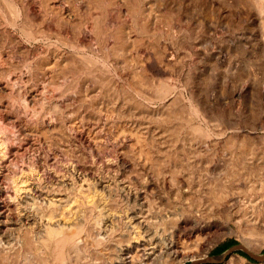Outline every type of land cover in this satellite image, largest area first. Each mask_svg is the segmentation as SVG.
<instances>
[{
    "label": "rangeland",
    "instance_id": "1",
    "mask_svg": "<svg viewBox=\"0 0 264 264\" xmlns=\"http://www.w3.org/2000/svg\"><path fill=\"white\" fill-rule=\"evenodd\" d=\"M63 1L83 3L76 20L103 28L83 50L50 38L71 59L50 64L47 75L39 56L25 58L0 39V83L14 89L0 87V189L16 218L2 239H24L26 252L47 257L53 244L39 247L40 233L83 225L65 264H168L169 243L185 219L225 226L231 218L233 229L242 221L248 245L221 231L205 257L232 240L263 255L264 0ZM13 3L0 0V29L25 40ZM125 38L144 41L142 51ZM21 86L34 92L32 100L18 93ZM190 100L202 105L205 123L178 110ZM75 131L84 144L68 140ZM97 219L111 231L106 241L92 234ZM244 263L264 260L235 251L218 264Z\"/></svg>",
    "mask_w": 264,
    "mask_h": 264
},
{
    "label": "bare ground",
    "instance_id": "2",
    "mask_svg": "<svg viewBox=\"0 0 264 264\" xmlns=\"http://www.w3.org/2000/svg\"><path fill=\"white\" fill-rule=\"evenodd\" d=\"M62 1L63 0H17V3H13V5H12L13 10L12 11H13L14 15L17 17V19L22 20L23 27H26V29H27V33L24 34L26 36V38H24L25 40L20 39L19 36L16 35L14 33V31H12L10 29H8V30L5 29V28L0 29V39L2 41H4L5 43L9 44L11 46V49L13 50L14 53H18V54L22 55L25 58H30L32 56H39L40 57L39 67L43 71H45V74L43 73V75H47L48 74L47 70L49 69V65L50 64L59 63L61 60L68 61V60L71 59V57L67 53L61 52V50L58 49L59 48L58 46H57L58 48L54 46V45H57V42H59L61 45H64L65 47H69L70 49H73L75 51L76 50H83V48H86L87 46L91 45L90 43H91L92 31H94L95 33H98L96 27H98L99 29L103 28L102 25H98V24L91 25L90 24L91 25L90 26L89 25L90 22H88V21H87L88 22L87 23L88 25H87V24L81 23V20H76L77 19L76 18L77 15H75V11L76 10L80 11L81 9H83L84 8L83 3H81L79 7H72L69 2H64V1L62 2ZM99 1L100 2H104L105 0H99ZM136 6H137V4H136ZM148 19L149 18L141 19V22H143L142 26H143L144 30H145L144 27H146V25L149 23ZM110 21H112V19H110ZM77 23H78V25H77ZM124 36L126 37V33H125ZM52 37H54L55 40L57 39L56 43L52 42L50 40V38H52ZM118 37H119V35H115L114 36V38H115V44L114 45H116V42H117L116 39H118ZM137 42H140V44H137V46H135L134 45V41H130L129 42L126 38L124 40V43H126L125 45L132 44L133 49L136 48L138 51L139 50L142 51L141 48H139V47L141 45H143L144 41H142L140 39V40H137ZM27 43L28 44L32 43L31 47L28 46ZM143 51H146V49L144 48ZM0 59H1V57H0ZM162 59H165V58L162 57ZM1 64H2V62H1ZM143 75H145V74L143 73ZM8 77H10V76L8 75ZM7 80H9V79H7ZM4 83L3 84L0 83V87L2 89H4V90H8V92H7L8 94H9V90H14L12 87H10L12 89H8L9 87H7L6 85H8V86H10V85L8 83L4 85ZM11 83H14V82H11ZM22 89H24V91H25V92L23 91L25 99L32 100L34 98V92L28 91L27 89H25V87H22V86L18 89V93L19 94L22 92L21 91ZM35 94H36V92H35ZM45 94H44V96H45ZM27 100H26V102H27ZM36 106H37V104H36ZM27 109H28V107H27ZM178 110H180V111L181 110L182 111L183 110H187L186 112H188L193 117H196L197 119H200L203 123H205L209 119V117L203 115L204 111H203V107L200 104V102L195 101V100H190L189 106L185 107L184 105H182ZM48 125L54 126L53 122L52 123L51 122L48 123ZM67 137H68V140H70L71 142L82 143V144H84L86 142V138H84V136L82 134L76 133V131H75V133H73V135L69 134ZM30 143H29V145H30ZM24 147L28 148V146H26V144H25ZM18 152H20V149L15 147V146L9 148V154L12 153L14 157H15V155ZM10 158L7 157L6 161H11L13 159V158L12 159H10ZM41 158H43V157H41ZM14 159H16V158H14ZM35 159H37V158H35ZM45 161H47V160H45ZM120 161L122 162V164L126 163V161L124 159H121ZM4 163H6V162H4ZM42 165L43 164H41V166ZM0 184H1V180H0ZM3 185H5V184H3ZM17 189H19V187H17ZM5 190L4 189H0V262L3 263V264H13L14 262H16V260H18V256L23 255V258L21 259L22 260L21 261L22 264H29V263H33V264H49V263L65 264L66 256H67V253L69 252L68 248L69 247H73L75 245L78 246V245L81 244V241L79 240V238L81 236L79 237V235L83 232L84 226L83 225H77V226H74L75 230L67 229L65 231L62 227H60V226L58 227V226L55 225V227L53 226V228L48 229L47 231H43L42 233H40L37 236L36 243L40 245L39 247H48L49 245L53 244V248L51 246V248H52V249L50 248L51 251L47 250V251H50V254L47 255V257H44L42 255H39L38 257H36L32 253H30L28 251L26 252V248L29 245V242H27L26 240L17 239V243L15 242V243L12 244L10 242L7 243L6 242L7 240L4 241V239H2L3 235L1 236V234H4L3 232L6 229V227H9L10 225H15V224H12L11 222L16 219L15 218V213H14V209H15L14 205L15 204L8 200V198L6 196L7 195V191H5ZM16 193H18V191ZM13 198H14V196H13ZM57 202H58L57 200L56 201H52L51 203H49V205L50 204L51 205L56 204ZM246 212H247V208L245 207V208H243V214H242V215H244L245 218H247ZM111 213L112 212H110V214ZM102 214H103V212H102ZM110 214L108 216H110ZM130 215H128L126 213L125 214V219L129 222L130 225L131 224L135 225L137 223L136 222L137 219L133 220L132 219L133 217L131 218ZM16 217H17V215H16ZM125 219H124V221H126ZM80 220H81V218H80ZM229 220L230 221L226 222L225 226H222V225L214 224V223H211V222H207V223L203 224L198 219H196V220L185 219L179 225L178 230L174 233V235L172 237V240H171V245L169 243V247H168V251H169L168 254L169 255L168 256L170 257V262L168 264H184L186 261H195V260L204 258L208 254V252L211 250V248H213V246H215L217 244L218 237L221 234V231H224L226 234H229V235L234 234L237 237V239H239L243 243V245H248V241L249 240L246 237H244V235L240 232V225H241L242 221H240V220L233 221L234 226L237 228V229H233L232 224H231L233 219L229 218ZM106 221H108V220H106ZM15 222H16V220H15ZM101 222H103V219H99V220L97 219L95 221L94 229L96 227L98 229V231L94 230L92 232V234L95 237V239L100 240V242H103V241H106V240L109 239V236L111 235V231H109L107 229H102L103 227H99V226H102L101 224H103ZM110 224L112 225V223H110ZM64 225L66 226V224H64ZM113 225H115V224H113ZM113 225H112V227H113ZM126 226L128 227V225H126ZM69 227H71V226H69ZM137 230L138 229H136V231ZM138 234L139 233H137V235ZM141 234H143V232ZM141 234H139V235H141ZM131 235H133V234H131ZM136 236H133V237L135 238ZM141 237H142V235H141ZM140 240H141V238H140ZM137 246H139V245H137ZM157 246H156V248H158ZM243 247L246 248V246H243ZM246 249L250 252V249H248V248H246ZM166 250H167V248H166ZM38 253H40V252H38ZM40 254H42V253H40ZM160 254H162V251H161ZM164 254H166V253H164ZM124 261H125V259H124ZM132 262H134V261H132V259L129 258L128 261L125 264H132ZM138 262H140V261H138ZM18 264H20V263H18Z\"/></svg>",
    "mask_w": 264,
    "mask_h": 264
},
{
    "label": "water",
    "instance_id": "3",
    "mask_svg": "<svg viewBox=\"0 0 264 264\" xmlns=\"http://www.w3.org/2000/svg\"><path fill=\"white\" fill-rule=\"evenodd\" d=\"M235 251H241L244 253L249 259L254 260L256 262H260L264 260V254L263 255H256L252 252H249L246 248H244L241 244H236L225 250L223 253L219 255H211L199 260L191 261L189 264H218L221 262V259L226 257L227 255L232 254ZM220 257V259H219Z\"/></svg>",
    "mask_w": 264,
    "mask_h": 264
},
{
    "label": "trees",
    "instance_id": "4",
    "mask_svg": "<svg viewBox=\"0 0 264 264\" xmlns=\"http://www.w3.org/2000/svg\"><path fill=\"white\" fill-rule=\"evenodd\" d=\"M233 245H236V242L232 240L229 243L223 245L220 249L227 250L228 248H230ZM187 264H189V263H187Z\"/></svg>",
    "mask_w": 264,
    "mask_h": 264
}]
</instances>
